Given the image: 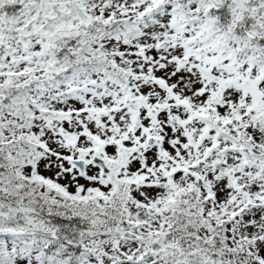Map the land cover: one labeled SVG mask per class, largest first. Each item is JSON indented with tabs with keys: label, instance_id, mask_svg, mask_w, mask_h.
<instances>
[{
	"label": "snow or ice",
	"instance_id": "6c2138e0",
	"mask_svg": "<svg viewBox=\"0 0 264 264\" xmlns=\"http://www.w3.org/2000/svg\"><path fill=\"white\" fill-rule=\"evenodd\" d=\"M0 264H264V0H0Z\"/></svg>",
	"mask_w": 264,
	"mask_h": 264
}]
</instances>
